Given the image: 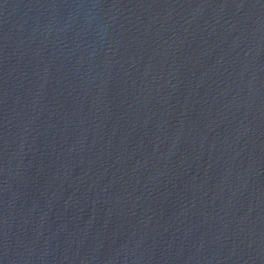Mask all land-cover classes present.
Returning <instances> with one entry per match:
<instances>
[{
    "label": "water",
    "instance_id": "water-1",
    "mask_svg": "<svg viewBox=\"0 0 264 264\" xmlns=\"http://www.w3.org/2000/svg\"><path fill=\"white\" fill-rule=\"evenodd\" d=\"M0 264H264V0H0Z\"/></svg>",
    "mask_w": 264,
    "mask_h": 264
}]
</instances>
